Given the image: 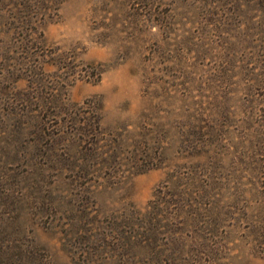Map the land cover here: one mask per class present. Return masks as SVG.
I'll return each instance as SVG.
<instances>
[{"label": "rangeland", "instance_id": "374dc122", "mask_svg": "<svg viewBox=\"0 0 264 264\" xmlns=\"http://www.w3.org/2000/svg\"><path fill=\"white\" fill-rule=\"evenodd\" d=\"M264 0H0V264H264Z\"/></svg>", "mask_w": 264, "mask_h": 264}, {"label": "trees", "instance_id": "16d2710c", "mask_svg": "<svg viewBox=\"0 0 264 264\" xmlns=\"http://www.w3.org/2000/svg\"><path fill=\"white\" fill-rule=\"evenodd\" d=\"M259 236L261 238V240H257L258 244L260 245L259 247L262 249L263 253H264V227L260 228L259 227Z\"/></svg>", "mask_w": 264, "mask_h": 264}]
</instances>
